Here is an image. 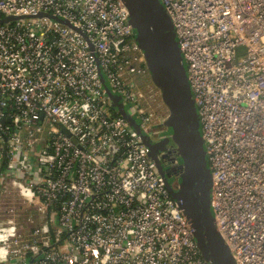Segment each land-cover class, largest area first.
<instances>
[{
    "label": "built area",
    "instance_id": "1",
    "mask_svg": "<svg viewBox=\"0 0 264 264\" xmlns=\"http://www.w3.org/2000/svg\"><path fill=\"white\" fill-rule=\"evenodd\" d=\"M160 1L199 114L215 227L235 264H264V0ZM6 17L22 19L0 25V264H207L103 89L100 74L150 139L165 136L121 0H0Z\"/></svg>",
    "mask_w": 264,
    "mask_h": 264
},
{
    "label": "water",
    "instance_id": "2",
    "mask_svg": "<svg viewBox=\"0 0 264 264\" xmlns=\"http://www.w3.org/2000/svg\"><path fill=\"white\" fill-rule=\"evenodd\" d=\"M134 42L161 100L168 110L164 138L150 139L129 114L128 106L110 91L100 74L111 108L140 136L171 198L188 222L201 258L207 264H235L218 233L211 208V172L201 134L199 114L187 78L171 19L160 0H121ZM21 18L6 17L0 25ZM52 19V18H51ZM64 24L67 22L53 18ZM179 161V167L173 160ZM176 180V188L173 182Z\"/></svg>",
    "mask_w": 264,
    "mask_h": 264
},
{
    "label": "rangeland",
    "instance_id": "3",
    "mask_svg": "<svg viewBox=\"0 0 264 264\" xmlns=\"http://www.w3.org/2000/svg\"><path fill=\"white\" fill-rule=\"evenodd\" d=\"M131 113V112H130ZM132 114V113H131ZM160 137L164 138V135H161Z\"/></svg>",
    "mask_w": 264,
    "mask_h": 264
}]
</instances>
